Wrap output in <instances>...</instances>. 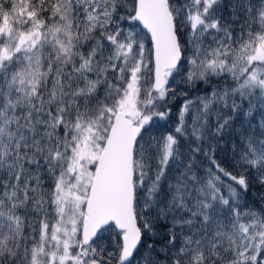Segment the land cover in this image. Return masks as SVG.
<instances>
[{"label":"snow or ice","instance_id":"snow-or-ice-1","mask_svg":"<svg viewBox=\"0 0 264 264\" xmlns=\"http://www.w3.org/2000/svg\"><path fill=\"white\" fill-rule=\"evenodd\" d=\"M0 264H264V0H0Z\"/></svg>","mask_w":264,"mask_h":264},{"label":"trees","instance_id":"trees-1","mask_svg":"<svg viewBox=\"0 0 264 264\" xmlns=\"http://www.w3.org/2000/svg\"><path fill=\"white\" fill-rule=\"evenodd\" d=\"M251 194H252V197H254V198L258 196V193H257V190L255 187L252 188Z\"/></svg>","mask_w":264,"mask_h":264}]
</instances>
